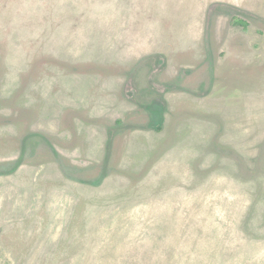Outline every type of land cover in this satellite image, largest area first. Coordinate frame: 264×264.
<instances>
[{"label":"rangeland","instance_id":"1","mask_svg":"<svg viewBox=\"0 0 264 264\" xmlns=\"http://www.w3.org/2000/svg\"><path fill=\"white\" fill-rule=\"evenodd\" d=\"M0 264H264V0H0Z\"/></svg>","mask_w":264,"mask_h":264},{"label":"trees","instance_id":"2","mask_svg":"<svg viewBox=\"0 0 264 264\" xmlns=\"http://www.w3.org/2000/svg\"><path fill=\"white\" fill-rule=\"evenodd\" d=\"M232 22L236 25H242L243 27H247L248 23L241 19H233Z\"/></svg>","mask_w":264,"mask_h":264}]
</instances>
